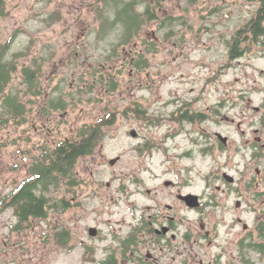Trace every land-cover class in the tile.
Returning a JSON list of instances; mask_svg holds the SVG:
<instances>
[{
  "label": "rangeland",
  "instance_id": "1",
  "mask_svg": "<svg viewBox=\"0 0 264 264\" xmlns=\"http://www.w3.org/2000/svg\"><path fill=\"white\" fill-rule=\"evenodd\" d=\"M158 2L137 0L134 12L143 18L138 34L133 27L134 34L127 42L119 44L125 35L124 23L119 20L113 26L101 25V16H109L110 21L115 19L114 0L5 1L4 15L0 16V54L3 61L16 63L17 69L11 74L3 93L13 94L26 107L27 122L19 125L11 120L10 124H3L5 106L0 95V194L9 190L7 183L12 179L21 180L29 176V165L42 155L41 147H53L52 137L60 142L71 134L70 119H60V110L54 113L58 119L52 124L53 134L49 143L46 144L45 139L33 131V124L39 123L36 118L39 105L44 103L46 95L48 99L56 97L51 94L52 87L59 88L57 94H61L68 108L75 107L72 115L83 108L89 115L85 118L89 124L103 117L108 118L113 113L116 116L111 125L101 124L103 132L96 142L93 156L86 158V165L81 160L76 166L77 169L86 167L81 174L91 184L94 183V187L99 182L102 184L99 193L91 195L85 203L88 213L81 212L79 216L76 208L77 214L72 216V210L67 208L48 207L45 217L29 220L24 232L12 235H7V211L1 213L0 264H86L82 241L87 240V227L97 225L103 231L118 227L116 220L120 216L116 212L125 200L145 201L146 196L150 198L144 193L146 189L152 193L154 187L162 186L164 178H172L173 174L165 172V167L173 162H164L159 152L155 153L153 162L151 158L144 162L134 160L129 131L138 129L155 146L166 147L176 141L191 149L188 134L180 133L174 140L172 137L165 138L168 133L176 131L174 124L147 127V123L144 125L143 121L129 118L132 107H146V113L150 115L154 110L158 114L157 111L163 107L187 104L192 112L200 109L209 115L210 119L195 125L186 124L187 131L198 130L196 137L199 139V146L191 149V158L184 161L192 169L187 172V177L192 178L191 190L200 192L206 184H220L216 176L218 170L242 179L246 174L253 173L255 167L264 171V157L260 156L259 148L246 142L253 137L254 129L263 128L264 42L254 41L251 44L244 41V45L249 46L248 52L241 60L231 63L223 46L255 12L258 0ZM146 5L154 8L155 19L146 18ZM163 24L167 27H161ZM165 30L172 31L171 41L186 42L188 47L183 57L173 62L177 50L168 57L157 55L151 67L133 76L129 65L133 43L153 38L152 31L158 39H164ZM204 43L212 46L211 51H203ZM24 66L39 71L42 92L39 97L27 93L21 74ZM109 81L116 84L114 89L108 87ZM71 84H74L73 89ZM170 103L175 104L170 106ZM115 107L122 110L129 107L130 110L115 112ZM254 107L260 109L256 111ZM100 108L104 111L98 114ZM224 116L229 120H224ZM81 121H76L75 126ZM46 123L47 127H52L50 122ZM215 131L228 136L225 149L218 147L213 135ZM192 136L195 134L192 133ZM117 155L122 157L121 163L109 166L108 159ZM23 161L26 162V173ZM15 163L21 164L19 169L6 171ZM142 164L148 170L138 174L140 193L134 194L135 169L142 168ZM181 165H184L183 161ZM107 181L110 182L108 187L105 186ZM242 182L238 180L236 183ZM94 187L82 188L78 192L82 194L80 199L87 192H92ZM46 194L51 203L59 199L67 201L70 198L67 177L60 178L58 186H49ZM100 208L107 213H99ZM110 212L113 214L110 215ZM228 217L230 219V214ZM108 218L111 223L103 224L102 221ZM252 219V216L246 217L247 223L254 225ZM218 227L221 234L242 231L241 226L231 220ZM61 230L68 233L67 242L62 243L58 239L57 233ZM94 243L97 245V241Z\"/></svg>",
  "mask_w": 264,
  "mask_h": 264
},
{
  "label": "flooded vegetation",
  "instance_id": "2",
  "mask_svg": "<svg viewBox=\"0 0 264 264\" xmlns=\"http://www.w3.org/2000/svg\"><path fill=\"white\" fill-rule=\"evenodd\" d=\"M263 4L264 0H258L255 12L237 30L233 38L224 43L225 55L229 63L241 60L248 52L249 46L244 45V41L251 42V44L254 41L264 42V31L255 35L258 29L255 22H252L260 17L261 23L259 25L260 27L264 26V8L261 9ZM161 27L165 28L167 24H163ZM165 34L164 39H158L152 31L153 38L141 39L133 43L129 57L130 71L133 76H138L143 70L151 67V63L157 55L161 54L168 57L177 50L178 52L173 56V62H177L183 57L186 52L185 49L188 47L185 44L186 42L181 40L171 41L169 39L171 30H165ZM202 47L205 53L211 51L212 48V46L205 43ZM1 57L2 54H0V59ZM12 66L15 68L9 72L8 81L0 89V95H2L3 105L5 106L2 122L3 124H10L13 120L21 125L27 122L26 107L13 94L3 93L5 86L11 79V74L17 69L16 63ZM24 68L26 66L21 68V74L23 82L27 86V93L30 92L32 95L39 97L42 95L39 71L37 68L28 67L33 73H31V80L27 82ZM73 80L75 81L74 78ZM111 82L109 81L108 84ZM71 87L73 89L74 84H71ZM58 89V87H52L51 94L56 95V97L48 99L46 95L44 103L39 105L36 113L39 123L33 124V131L45 139L43 140L45 143H49L53 134L54 125L52 124L58 119L54 113L60 110V112L62 111L60 119H70L69 125L71 127L69 129L71 134L60 142L55 141L52 137L51 144L53 147L50 145V148L47 145L41 147L42 155L29 165V176H24L21 180L12 179L7 183V186H10L9 190L0 194V214L7 211L5 220L7 235L20 234L26 229L29 220L42 218L33 215L27 217L20 210V202L24 196L19 193L28 179L31 177L37 179V176L34 175L35 167L48 165V159L53 157L54 151L60 144L66 145L65 149H67L70 156L67 169L70 198L66 202L67 209L72 210V216L77 214L78 210L79 216L81 212L88 213L87 204L85 205L87 199L91 195L96 196L102 186L99 182L94 187V183L91 184L81 174L86 167L77 169L76 166L81 160L84 163L86 158L93 156L92 153H94L97 146L96 142L103 132L101 124L111 125L116 115L113 113L108 118L103 117L96 123L89 124L85 119L89 115L83 108L78 109V113L72 115L75 107L68 108L66 106L60 97L61 94H57ZM11 97L14 98V102ZM170 104L172 106L175 103ZM174 106L163 107L157 111L158 114L154 110V113L150 115L146 113V107H132V115L129 118L143 121L144 125L148 124L147 127L160 124L170 125L172 123L175 125L176 131L168 133L165 138L172 137L174 140L179 137L180 133L188 134L189 147L191 149L198 147L199 139L196 137L198 130L194 127V130L187 131L186 124L195 125L197 122L207 119L209 115H206L200 109L192 112L187 104L182 107L181 105ZM94 109L92 107V111ZM206 109H209V107H206ZM254 109L258 111L260 107H254ZM129 110V107L124 110L115 107L114 111L127 112ZM102 111H104V108H100L98 114ZM79 120H82L81 123L75 126V122ZM224 120L228 121L229 118L224 116ZM46 122H50L52 127H47ZM261 124L263 128L254 129L253 137L247 139L246 142L251 143L254 148H259L260 156L264 157L263 113ZM237 127L240 133L243 134L244 131L240 129L239 124H237ZM192 133L195 136H192ZM217 133L226 137V143L219 139ZM213 135L218 141V147L225 149L228 144V136L219 131H215ZM128 138L132 139L133 146L130 150L135 154L134 160L144 162L145 159L151 158L150 161L153 162L155 153L159 152L163 155L164 162H173L165 167V172L173 174V176L172 178H164L161 183L162 186L154 187L152 193L150 189H146L144 193L150 195L149 199L146 196L145 201L140 203L138 200H125L124 205L119 206L120 209L116 212L120 216L116 220L118 227H112L109 231H103L97 225L87 227V240L82 241L84 247L83 261L86 264H264V171L262 172L258 167H255L253 173L246 174L243 179L230 174L233 176V179L230 180L223 176L224 173H228L227 171L218 170L216 176L217 180L221 181L220 184H214L213 186L206 184L204 190L194 191L190 189L192 178L187 177V172L190 173L192 169L188 168L184 162L185 159L191 158V149L181 146L176 141L166 147L155 146L147 136L142 135L135 128L129 131ZM121 158L120 155L110 157L107 163L109 166H115L121 163ZM182 161L184 165H181ZM20 165V163L10 165L6 168V171H16L20 168ZM22 165L26 173V162L23 161ZM147 170L148 168L144 164H142V168L135 169L134 194L140 193L139 184L141 182L138 179V174ZM248 170L249 168L246 171ZM150 171H152V167H150ZM53 173L56 172L52 171ZM238 180L243 182L237 184ZM109 185L110 182L107 181L105 186L108 187ZM85 187L94 188L92 192H87L81 200L82 194L78 192ZM37 192L40 195L38 189ZM189 195H193V197H187ZM111 202L115 203L119 200ZM100 211L101 213H107V210L103 208L99 209V213ZM112 214L113 212H110V215ZM248 216H252V220L255 221L254 225L247 223L246 217ZM229 220L240 225L242 231L236 232V234L231 232L221 234L218 225ZM102 223L105 225L110 224L111 219H104ZM90 228H94L93 234L90 233ZM94 241H97V245Z\"/></svg>",
  "mask_w": 264,
  "mask_h": 264
},
{
  "label": "trees",
  "instance_id": "3",
  "mask_svg": "<svg viewBox=\"0 0 264 264\" xmlns=\"http://www.w3.org/2000/svg\"><path fill=\"white\" fill-rule=\"evenodd\" d=\"M115 1V19L110 21L109 16H101L102 26L105 25L113 26L116 22L119 23L121 20L124 23L123 30L125 32L123 40L119 43H125L128 39L134 34V32L138 31L143 18L138 13L134 12V5L137 0H128L122 1L114 0ZM161 2L162 0H157ZM4 2L5 0H0V16L4 15ZM158 2V3H159ZM264 8L261 6V9ZM261 12V10H260ZM145 15L148 20L155 19L156 13L154 8L150 7L149 5L145 6ZM260 18V17H259ZM256 19L255 22L256 28L258 29L255 32V35H258L260 32L263 33L264 26L260 27L261 20ZM162 26V25H161ZM135 27V29H133ZM132 30H135L132 32ZM103 31H100V33ZM108 32V31H107ZM172 32V31H171ZM104 34V33H102ZM118 44V45H119ZM13 61L6 60L3 61L0 59V89L5 85L8 81L9 72L12 71L15 67L12 66ZM24 72L26 75V80L29 82L31 80V73L32 70L28 67L24 68ZM110 89L115 88V83L111 82L108 84ZM11 100L14 102V98L11 97ZM66 145L60 144L57 149L53 153V157L48 159V165H43L42 167L36 166L34 175L37 176V179L30 178L27 180L25 186L21 189L20 193L24 198H22L20 210L26 214L28 217L29 215H33L35 217H45L47 215V209L56 208L59 210H64L67 208V202L64 199H59L58 202L51 203L50 197L47 196L46 191L49 189V186L54 185L57 186L60 178L67 177V169H68V162L70 160L69 153L67 149H65ZM53 172H56L55 174ZM36 179V180H34ZM37 189L40 191V195L37 192ZM58 239L62 243L67 242L69 236L68 233L63 230L57 233Z\"/></svg>",
  "mask_w": 264,
  "mask_h": 264
},
{
  "label": "water",
  "instance_id": "4",
  "mask_svg": "<svg viewBox=\"0 0 264 264\" xmlns=\"http://www.w3.org/2000/svg\"><path fill=\"white\" fill-rule=\"evenodd\" d=\"M132 134H133V133H132ZM217 135H218L219 139H220L223 143H226V137H224V136L221 135L220 133H217ZM223 176L226 177V178H228V179H230V180L233 179V176H231V175L228 174V173H224ZM187 197H193V195H192V196L189 195V196H187ZM194 197H196V196H194ZM93 231H95L94 228H90V233L93 234Z\"/></svg>",
  "mask_w": 264,
  "mask_h": 264
}]
</instances>
